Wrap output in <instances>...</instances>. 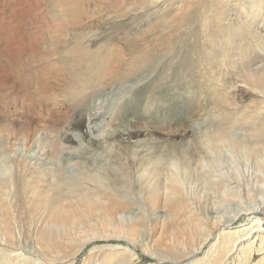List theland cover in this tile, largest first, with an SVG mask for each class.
I'll use <instances>...</instances> for the list:
<instances>
[{
	"label": "bare ground",
	"instance_id": "bare-ground-1",
	"mask_svg": "<svg viewBox=\"0 0 264 264\" xmlns=\"http://www.w3.org/2000/svg\"><path fill=\"white\" fill-rule=\"evenodd\" d=\"M180 1L183 16L193 15L186 23L201 20L199 30H231L228 41L231 36L241 43L250 39L255 47L264 43V34L255 31L264 30V0H166V3L174 6ZM118 3L119 0L115 6ZM84 16L82 14V20ZM207 38L212 42L211 35ZM68 44L55 43L47 52L38 51L37 55L46 59L58 56L59 50ZM81 45L80 42L66 49L68 51L63 49L64 59L70 55L78 66L83 62H92V65L100 62L108 67L95 71V78L73 69L78 74L72 84L75 94L71 96L75 112L73 119L61 127L64 144L43 145L33 170L24 162L18 165L17 177L0 178V264L10 263L8 254L12 257L18 250L22 231L32 238L29 247L39 263L36 259L21 261L17 254L13 264H44V258L46 264L57 261L65 264L70 258L67 250L78 237L107 243L93 248L109 250L99 256L100 264H115L119 257L123 262L137 255L129 247L119 248V244L108 243L114 240L141 246L152 255L155 261L152 264H184L189 260L188 264H193L192 260L204 252L219 231L226 238L222 237L219 247L207 255V264H221L223 254L233 252L241 238L249 236L255 228H262L255 221L242 235L225 233L243 216L252 215V219H257L260 214L264 215L263 121L254 124L247 113L231 114L226 109L220 113L224 115H216L215 121L213 118L208 122L200 110H193L183 115L185 120L180 125L182 107L189 103L187 108L190 109L193 101L188 102L185 99L188 96L173 94L171 87L164 88L167 78L153 80L145 94L139 95V104L145 105H141L143 109L137 103H126L122 109L116 101L117 113L105 117V113L94 109L100 101L98 95L107 87L115 88L118 82H128L145 68L159 65V57L153 54L154 47L121 51L114 45L113 55L103 58L98 56L101 48L88 53ZM193 47L198 57L207 58L210 54L198 44ZM251 47L248 44V48ZM229 49L228 45L222 48L231 53L236 68L251 57L250 53L242 52L237 60V55ZM123 54L125 58L128 55L132 58L119 69ZM209 57L214 60L211 54ZM258 59L261 60L260 56ZM188 61L191 62L190 58ZM188 61L170 69L175 71L181 67L190 72L194 65ZM248 62V68L238 72L252 93L263 100L264 69L256 73L253 64ZM178 76L175 71L174 79ZM149 99L152 101H147ZM223 99L213 107L223 106L226 102ZM202 116L207 121L201 122ZM81 122L84 123L82 128L78 126ZM42 127L49 128L48 125ZM236 128L242 131H232ZM17 145L13 142V147ZM225 148L226 154L222 152ZM6 158L12 164L11 157L6 155ZM260 240L264 245L263 236ZM260 252L261 248L243 250L237 264H255L254 256ZM201 263L198 260L194 264Z\"/></svg>",
	"mask_w": 264,
	"mask_h": 264
},
{
	"label": "rangeland",
	"instance_id": "rangeland-1",
	"mask_svg": "<svg viewBox=\"0 0 264 264\" xmlns=\"http://www.w3.org/2000/svg\"><path fill=\"white\" fill-rule=\"evenodd\" d=\"M181 2L169 6L166 0H119L118 5L115 6L117 0H0V147H2L0 148V178L17 177L18 165L24 164V162L29 163L33 170L37 165L36 162L41 154L40 148L43 145L48 146L50 142L64 144V131L61 127L73 119L75 112L71 96L75 94L72 84L78 74L74 73L73 69L92 78L94 75L96 76L95 71L108 67L105 63H95V61L93 62L95 65H92V62H83L78 66L75 58L70 55L64 59L62 52L80 42L82 48L88 53L101 48L98 56L103 58L113 55L112 47L114 45L121 51H124L125 48L138 50L154 47L156 50L153 54L159 57V65L145 68L129 78L128 82H118L115 88L107 87L106 92L98 95L100 101H97L98 106H95L94 109L100 114L104 115L105 113V117L117 113L115 106L118 101L119 107L122 109L125 108L126 103L139 104V95L145 94L153 80L167 78L164 88L171 87L173 94H182L184 98L188 96L185 99L188 102L193 101L190 109L187 108L189 103L182 107L179 118L180 125L185 120L183 115L188 114V111L200 110L202 115H206L205 118L208 122H211L213 118L215 121V118L226 109L231 111V114L239 113V111L241 114L247 113L253 118L254 124L261 121L264 124V99L260 100L256 97L257 93L256 95L252 93L238 72L242 73L248 68L246 63L249 60L248 64H253L254 71L261 73L260 68L264 69V43L255 47L256 44L250 39L243 40L245 43H241L238 38L233 39L231 36L228 41L226 38L231 30H199L201 29L199 18L197 22L193 19L191 24L186 23L193 15L183 16L180 9ZM208 3L212 2L208 1ZM201 8L203 9V7ZM199 11L197 9V12ZM82 14L85 15L83 20ZM73 24L77 25L73 26ZM182 24H184L183 27ZM255 31L264 34V30ZM208 34L213 37L212 42H209ZM67 42L69 44L59 50L58 56L46 59L37 55L38 51L47 52L48 48L51 49L55 43L64 46ZM195 44L200 45L206 54L210 53L214 60L210 59V54H207V58L198 57L193 51ZM248 44L252 45V49L248 48ZM225 45H228L229 50L232 49L239 56L234 55L237 60L240 59L242 52L250 53L251 57L245 64L236 68L233 65L231 53L222 50ZM91 54L96 55V52ZM257 56H260L261 60H257ZM88 57L90 58L89 55ZM123 57L119 69L128 65L127 59L132 58L131 55L125 58L124 54ZM189 58L191 62L188 61ZM186 61L194 65L192 71L181 70V67L177 70L174 69L179 75L178 79H174L175 71L170 67H175V65ZM118 94L119 96H117ZM106 95L108 96L105 97ZM127 96L128 99H126ZM219 98H224L223 100L226 102L223 106L216 107L215 105L213 107L214 104H218ZM147 101H152V99ZM227 103L228 105H226ZM195 104L198 105L195 106ZM141 105L145 106L141 103L138 105L139 108L142 107ZM214 109L219 113L216 114ZM105 110L106 112H104ZM211 110L214 111L210 112ZM204 112L206 114H203ZM208 114L211 115L207 117ZM204 116L202 119L200 118L201 122L202 120L207 121L203 118ZM211 116L212 118H210ZM79 124L80 128L82 125L84 126L83 122ZM42 125H48L49 128L43 129ZM240 129L236 128L232 131H242ZM13 142L18 145L13 147ZM226 151L227 148L222 149L224 154L228 153ZM23 154L25 158H23ZM6 155L11 157L12 164L7 162ZM252 218V215L243 216L230 230L225 231L232 235H242L255 221H257L256 224L262 225V228H255L249 236L241 238L233 252L226 255L224 253L221 264H237L242 256V251L251 248L262 249V252L256 253L254 256L253 263L264 264V245H261L260 240L262 236L264 237V223H260L262 220L264 221V215L260 214L257 219ZM222 235V232H217L205 247L204 252L197 259L192 260V263L200 260L201 264H207L209 262L207 255L210 252L214 253V249L219 247L222 237L226 238ZM21 236L18 250L12 257L8 254L7 261L10 262L8 264H13L12 260L17 254L21 261L24 259L35 261L36 259V263H39L36 254L34 255L29 247L32 238L23 231ZM22 239H25L26 242L24 243ZM108 243L119 244V248L129 247L133 254H137L133 258L128 257L123 260L124 264L125 262L126 264H152L155 262L150 257L152 255L145 252L141 246L134 247L129 245L126 240L123 242L114 240ZM105 244L107 243L78 237L75 239L74 245H71L67 250V254L74 261L68 258V262L65 264H100L99 256L109 250L101 251L93 248ZM45 252L46 248L42 253ZM41 258L44 256L42 255ZM44 261L46 262V258ZM45 262L44 264H46ZM57 262L56 264H64L60 261ZM123 262L119 257L115 264H123ZM188 263L191 261L184 264ZM168 264L172 263L168 262Z\"/></svg>",
	"mask_w": 264,
	"mask_h": 264
}]
</instances>
